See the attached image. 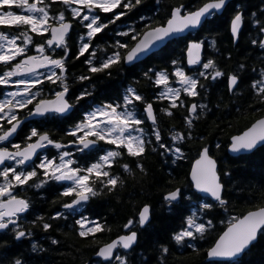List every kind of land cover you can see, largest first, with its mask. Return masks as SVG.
<instances>
[{"label": "snow or ice", "instance_id": "snow-or-ice-1", "mask_svg": "<svg viewBox=\"0 0 264 264\" xmlns=\"http://www.w3.org/2000/svg\"><path fill=\"white\" fill-rule=\"evenodd\" d=\"M230 3L186 0L169 3L165 12L162 0H154L151 10L144 7L145 0H0V234L19 242L32 239L39 225L51 245L59 246L62 241L52 233L67 228L88 241L95 264H129L139 240L134 229L150 223L151 205H142L120 226L121 234L106 243L100 242V234L111 232L107 218L91 217L86 209L94 198L124 186L122 175L113 169L119 160L125 156L130 160L119 165L123 173L134 177L138 170L146 176L144 161L156 155L170 169L164 202L170 209L187 206L186 218L170 235L173 247L203 253L207 264H240L239 258L264 238V189L259 190L261 203L234 214L229 192L232 173L220 165L216 154L264 151V66L252 67L245 97L240 73L246 65L239 63L235 71L226 73L213 56L205 54L211 50L223 55L210 25L228 11ZM245 26L255 31L250 47L264 63V0L255 12H248L241 0L229 16L228 30L236 47ZM173 42L183 47L167 67L142 72L156 89L151 100L129 84L114 98L98 103L93 99L88 109L75 111L85 97H94L95 81L111 77L113 68L117 72L125 66L135 68ZM98 52L103 55L98 57ZM231 55L228 52L226 59ZM76 61L85 72H71ZM70 78L81 84L78 94ZM221 79L231 97L243 100L231 104L229 111L261 115L239 134H230L227 142L212 145L205 142L208 134L197 128L212 111L211 88ZM218 96L214 107L219 110L224 101L219 92ZM163 102L166 106H161ZM159 113L178 115L180 125L162 128ZM61 120L66 126L56 138L49 124ZM64 136L70 139L64 142ZM193 149L194 163L180 181L176 169ZM175 181H180L179 186H173ZM53 186L58 189L59 208L48 217L33 213L34 218L28 219L32 201L22 193ZM218 225H223L219 231ZM0 247L6 248L7 242ZM31 251L47 249L33 242ZM157 252L156 264H168L169 246L159 244ZM6 259L0 254V264ZM10 264L30 262L14 256ZM140 264L150 261L142 257Z\"/></svg>", "mask_w": 264, "mask_h": 264}, {"label": "trees", "instance_id": "trees-1", "mask_svg": "<svg viewBox=\"0 0 264 264\" xmlns=\"http://www.w3.org/2000/svg\"><path fill=\"white\" fill-rule=\"evenodd\" d=\"M183 2H186V0H162V7L166 12L169 3ZM239 3L241 1L235 2L234 6L228 7V11L216 19L210 27L212 28L211 34L217 40V47L223 53V55H215L214 58L225 72L231 73L235 71L239 63L246 65V70L240 73L245 82L242 95L246 97L248 95L247 86L251 82L252 67L255 66L259 69L264 66V63L257 57L254 46L250 47V40L256 36L255 31H251L250 27H244L238 42L239 47L232 44L228 30V18L232 13V9ZM243 4L248 12H255L258 6L261 5V0H243ZM153 6L154 0H145L144 7L147 10H151ZM115 11H119V9ZM119 23L117 22V26ZM203 35L204 33H201V36ZM100 43L105 44V41L101 40ZM108 43L110 44L111 40ZM182 47V43L173 42L135 68L125 66L123 71L120 72L113 68L111 77H104L102 80L95 81L94 97H85L80 104L76 105L75 111L79 113L82 107L88 109L93 99L98 103L106 98H114L122 93L123 89L129 84H133L151 100L156 89L153 88L149 81L143 78L142 72L153 66L157 68L167 67L169 59L174 55H178ZM228 52L232 54L230 60L226 59ZM205 54L209 55V52L207 51ZM101 55H103V52L97 53L98 57ZM71 72L78 75L81 72H85V67L79 61H76L75 66L71 67ZM134 81H138V83H134ZM201 82L206 83L203 80ZM69 83L73 86L72 90L78 94L81 84L71 78ZM84 86H87V82H84ZM218 92L223 96L224 101L219 110L214 107L219 100ZM209 100L211 101L210 107L212 111L201 120L197 132L208 134V140L205 142H211L212 145L217 141L227 142L230 134H239L240 130L250 126V122L261 115L259 112L238 115L234 110L229 111L228 108L231 104L243 103V100L239 96L231 97L229 95L223 79L211 88ZM166 103L163 102L161 106H166ZM154 107H156V104H154ZM243 111L244 109L242 108L241 112L243 113ZM158 118L162 121V128L168 124L179 126L181 123L178 115L168 117L166 114L159 113ZM229 122L232 125L231 127L226 126ZM60 123H62L61 126H66L64 121H52V124L57 125ZM68 123H71V121L69 120ZM212 151L215 152L214 147ZM216 155L220 165L227 166L232 173V179L229 181V192L235 209L234 214L245 212L254 205L261 203L259 190L264 189V151H256L239 157H232L228 152L223 151ZM194 156L195 149H193L189 159L184 160L176 169V174L179 176L180 181L183 180L190 170V166L194 163L192 158ZM124 162H130L129 158H123L113 165L115 173L121 174L125 180L124 186L122 188L118 187L115 193L102 194L100 197L94 198L86 209V214L91 217H106L111 226L110 233L100 234V242L106 243L111 239H115L118 234H121L120 226L129 217L134 216L142 205L147 203L152 208L151 222L144 229H134L138 231L139 240L135 252L130 253L129 264H140L142 257H146L150 264H156L159 244H167L172 251V257L169 259L168 264H207L203 253H192L191 250L180 248V246L173 247V242L170 240L173 230L178 229L181 225L182 217L186 218L187 208L185 206L170 209V206L163 200L165 192L170 190L167 184L170 169L161 162L158 156L148 155L144 161L148 174L143 176L138 170H135V176L133 177L122 172L119 165ZM180 181H175L173 186H179ZM57 190V187L53 186L45 191L32 189L27 193H22V195L32 201L28 219L34 218L33 213L43 214L45 217L54 214L60 206ZM194 209L195 206L193 205L192 210ZM187 214H190V212ZM214 215L219 217L220 214L214 213ZM53 223L55 227L56 222ZM29 227L31 226L29 225ZM221 228H223V225H218L217 231ZM33 231L35 236L32 239H25L19 242L13 240L11 235L0 234V243L7 242L6 248L0 247V254L7 255L4 264H10L14 256L26 258L30 264H95L97 258L94 256V249L86 247L88 241L79 238L74 232H69L67 228H64L63 232L52 233L62 241L59 246L51 245L50 240L47 238L48 234L41 231L39 225ZM33 242L38 243L47 251L33 253L31 251V243ZM201 244L204 248L208 247V244L204 242H201ZM239 261L240 264H264V238L258 239L257 243Z\"/></svg>", "mask_w": 264, "mask_h": 264}, {"label": "flooded vegetation", "instance_id": "flooded-vegetation-1", "mask_svg": "<svg viewBox=\"0 0 264 264\" xmlns=\"http://www.w3.org/2000/svg\"><path fill=\"white\" fill-rule=\"evenodd\" d=\"M241 0H234V1H232L231 3H230V5H229V7H231V6H234V4H235V2H240ZM59 7V6H58ZM236 7H234L233 9H232V12H233V10L235 9ZM15 10V9H14ZM225 13V12H224ZM223 13V14H224ZM222 14V15H223ZM232 14V13H231ZM222 15H220V16H222ZM244 29V28H243ZM251 31H254L252 28H251ZM208 52H209V55L208 56H213V57H215V54L211 51V50H208ZM251 81V80H250ZM207 83V82H206ZM59 122H62V121H59ZM62 125V123H60V124H52V122L49 124V128H52V129H54V131L52 132V135H54L56 138H60L61 137V129L62 128H64L63 126H61ZM57 130V131H56ZM68 139H70V137L68 138L67 136H64L63 137V141L64 142H67V140ZM111 147H115V146H111ZM102 154V153H101ZM124 158H128L127 156H125Z\"/></svg>", "mask_w": 264, "mask_h": 264}, {"label": "water", "instance_id": "water-1", "mask_svg": "<svg viewBox=\"0 0 264 264\" xmlns=\"http://www.w3.org/2000/svg\"><path fill=\"white\" fill-rule=\"evenodd\" d=\"M232 1H234V0H231V2H232ZM222 14H223V13H222ZM222 14H221V15H222ZM164 48H165V47H164ZM162 49H163V48H162ZM162 49H161V50H162ZM158 51H160V50H158ZM158 51H156V52H158ZM156 52H154V53H156ZM154 53H153V54H154ZM153 54H152V55H153ZM152 55H151V56H152ZM148 58H149V57H148ZM148 58H147V59H148ZM145 60H146V59H145ZM145 60H144V61H145ZM228 153H229L231 156H233V157H239V156L249 155L248 153H243V154H239V155H237V154H232L231 152H228ZM150 222H151V219H150ZM147 225H148V224H147ZM147 225H146V226H147ZM146 226H145V227H146ZM145 227H144V228H145ZM257 241H258V240H257ZM257 241L255 242V244L257 243ZM255 244H254V245H255ZM254 245H253V246H254ZM253 246H252V247H253ZM252 247H251V248H252ZM243 256H244V255H243ZM243 256H242V257H243ZM242 257H241V258H242ZM241 258H239V259H241Z\"/></svg>", "mask_w": 264, "mask_h": 264}]
</instances>
